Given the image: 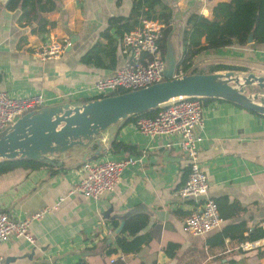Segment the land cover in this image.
<instances>
[{"label": "crops", "instance_id": "0c3cea01", "mask_svg": "<svg viewBox=\"0 0 264 264\" xmlns=\"http://www.w3.org/2000/svg\"><path fill=\"white\" fill-rule=\"evenodd\" d=\"M224 1L229 0H162L172 10L180 47L187 17L192 13L210 17L213 7ZM6 2L0 0V89L11 96L42 93L46 106L80 105L95 98L97 79L123 65L119 45L114 68L88 66L80 58L99 39L109 17L129 14L132 0H57V9L48 14L56 26L43 38L19 26L18 12L7 10ZM53 39L67 42L64 53L41 60L38 49ZM194 62L203 68L243 66L248 71L242 74L264 75V43L205 50ZM202 102L203 123L195 134L201 137L198 157L208 180L206 196L216 202L222 218L217 228L205 235L182 230L197 203L177 194L189 171L179 136L151 138L138 130L135 120H122L100 133L101 149L94 159L135 161L124 168L116 187L97 200L75 189L83 176L82 164L93 160L96 145L77 146L63 154L61 167L16 168L0 174L1 209L18 219L45 210L29 224L33 244L12 238L0 246L3 264H264V237L245 248L251 242L228 237L220 243L217 237L225 226L264 229V117L223 100ZM113 142L130 149L113 147ZM142 219L146 224L138 235L146 242L140 250L116 248L121 224ZM170 243L175 244L172 254L166 252Z\"/></svg>", "mask_w": 264, "mask_h": 264}, {"label": "built area", "instance_id": "2783aa9c", "mask_svg": "<svg viewBox=\"0 0 264 264\" xmlns=\"http://www.w3.org/2000/svg\"><path fill=\"white\" fill-rule=\"evenodd\" d=\"M162 35L163 25L150 19H143L140 26L124 32L120 38L119 52L125 61L110 76L96 80L95 98L137 90L163 81L166 55H162L159 48ZM67 45L61 39L50 40L38 49L40 59L59 58ZM46 102L42 93L13 97L0 89V132L23 114L46 106ZM202 112V99L180 97L160 105L152 117L143 116L135 120L138 130L151 138L157 135L179 136L178 144L187 159L189 171L177 194L197 203L195 210L186 216L182 230L193 235H205L222 222L216 202L206 196L208 180L199 165L198 142L201 137L195 134V129L202 126ZM134 161L132 157L86 160L82 164L83 176L75 189L86 198L97 200L116 187L124 168ZM62 200L63 197L59 198V202ZM44 211L18 219L0 208V246L12 238H24L33 244L34 239L28 232L29 224L32 219L41 217ZM255 243L243 246L253 247ZM0 264H3L1 253Z\"/></svg>", "mask_w": 264, "mask_h": 264}, {"label": "water", "instance_id": "95a60500", "mask_svg": "<svg viewBox=\"0 0 264 264\" xmlns=\"http://www.w3.org/2000/svg\"><path fill=\"white\" fill-rule=\"evenodd\" d=\"M247 43H253L252 33ZM180 55L175 32L167 43L163 81L80 105L59 103L23 114L0 132V161L18 158L61 167L63 154L96 145L94 159L101 149L100 133L108 126L180 97L223 100L264 117V75L227 70L175 76Z\"/></svg>", "mask_w": 264, "mask_h": 264}, {"label": "trees", "instance_id": "16d2710c", "mask_svg": "<svg viewBox=\"0 0 264 264\" xmlns=\"http://www.w3.org/2000/svg\"><path fill=\"white\" fill-rule=\"evenodd\" d=\"M5 7L12 12H18L16 22L19 26L29 27L30 33L39 37L47 36L56 26L48 14L57 9V0H7ZM143 19L160 22L163 25V35L159 41L162 55H166L167 43L175 33L172 26V10L162 0H132L127 16H111L106 27L100 32L99 39L83 54L80 61L88 66L99 68H114L116 53L120 38L140 26ZM252 33L253 43H264V0H229L217 3L212 9L210 17L192 13L187 17L184 29L181 32V55L175 74L213 73L233 70L248 71L246 67L227 64H215L209 67L195 66V57L205 50H216L231 45L245 46ZM126 92V91H125ZM124 93V92H120ZM87 99L83 103L93 100ZM207 99V98H203ZM158 108L141 114L132 115L125 120H136L139 117H152ZM113 147L130 149V146L121 142H113ZM41 166H50L42 161L24 159H9L0 161V174L16 168L35 169ZM220 215V214H219ZM221 216V215H220ZM146 224V220H128L115 238L116 248L123 252H138L146 239L138 235ZM240 230V235L234 233ZM247 231L246 235L243 232ZM234 232V233H233ZM130 236L131 239L127 237ZM220 243L230 237L241 243L254 242L264 237V229L256 226L247 230L242 225L225 226L218 233ZM175 244H168L166 252L172 254ZM115 248L107 250L114 252Z\"/></svg>", "mask_w": 264, "mask_h": 264}]
</instances>
